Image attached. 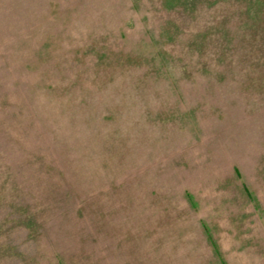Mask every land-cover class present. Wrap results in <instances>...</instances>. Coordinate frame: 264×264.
Segmentation results:
<instances>
[{"label": "rangeland", "instance_id": "obj_1", "mask_svg": "<svg viewBox=\"0 0 264 264\" xmlns=\"http://www.w3.org/2000/svg\"><path fill=\"white\" fill-rule=\"evenodd\" d=\"M0 264H264V0H0Z\"/></svg>", "mask_w": 264, "mask_h": 264}]
</instances>
